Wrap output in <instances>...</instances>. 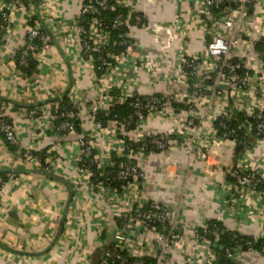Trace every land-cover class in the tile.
<instances>
[{
  "label": "crops",
  "instance_id": "1",
  "mask_svg": "<svg viewBox=\"0 0 264 264\" xmlns=\"http://www.w3.org/2000/svg\"><path fill=\"white\" fill-rule=\"evenodd\" d=\"M58 2L59 19H42L45 29L51 35V48L45 52L43 62L33 77L17 80L20 70L13 58L25 42L27 25L19 12L9 16V23L0 42V97L5 103L1 106L14 127L21 152L31 156L26 159L14 154L7 148L0 134V171H19L15 174L16 181H8L0 199V242L7 248L0 247V264H93L95 258L111 245L113 238L109 243L106 237L109 234L113 236L116 220L112 218L111 204L104 196L86 189L85 184L79 185L82 173L77 170L74 162L80 158V140L88 131L85 111L101 95L105 101L110 98L112 102V90H117L120 95L125 94L119 90H123L127 79L135 85L128 90L130 98L165 95L168 87L170 91L181 95L188 92L189 86L188 78H181L177 74L181 58L197 59L204 69L209 66L205 45L213 33L208 26L202 27L197 22L198 12L192 0H152L146 4L133 1L129 6L131 13L143 16L146 24L154 30V34L147 33L131 23L129 35L133 43V57L149 60L159 65L160 70L154 73V80L151 81H148V74L143 70L138 73L129 71L127 77L112 78L110 92H95V81L91 73L74 48L67 46L69 40L58 24L79 18L81 0ZM7 6H10V0H0V7ZM33 13L35 15L34 9ZM248 15L253 21L261 20V13H257L255 7L248 9ZM176 20L182 24L176 25ZM65 28L63 25L62 29ZM258 38V35L252 37L256 42L260 40ZM73 63L77 65L76 68ZM252 75L255 79H264V72L259 69L256 73L252 72ZM70 79L72 83H79L80 87L78 118L82 132L76 136L56 134L52 130V123L46 119L49 111L58 109ZM254 96L245 99V111H251L255 102L263 104L264 100ZM235 100L228 93L216 96L213 101L214 113L225 108L234 113L231 104ZM237 103H240L238 99ZM36 104L39 105L28 108ZM107 108L109 106L100 111H106ZM31 109H37L44 117L40 116L31 123L26 117ZM249 111L245 112V116H248ZM238 114L243 113L237 111ZM181 119L179 116L152 117L149 120L134 121L130 129L124 127L123 130L116 128V124L123 125L122 122L111 120L104 125L113 131L114 136L110 132L103 134L100 146L103 156L108 155L111 159H118V153L128 155L127 149L131 148L134 153L133 162L145 174V180L139 186V198L143 205H161L173 217L175 208L179 207L181 217L176 233L177 239L185 243L175 245L169 252L170 264H219L223 247L216 236L213 239L205 236L212 223H220L230 233L264 239V200L251 198L246 205L245 192L235 188L228 201L224 196V188L230 186L226 181V172L230 169L257 170L264 182V141L249 137L245 131L249 138L248 145L245 151L236 154L234 145H226L224 141H214L207 136L202 147L199 144L197 152L191 154L187 146L188 131H184ZM47 121L51 127L47 126ZM160 135L169 141L167 150L160 151L147 146L150 137ZM132 144L138 147L133 148ZM111 148L114 150L111 151ZM47 149L52 154L42 163L34 153ZM47 158L57 161L51 170L45 164ZM30 170L38 172L27 173ZM43 172L56 179L44 177L41 174ZM70 192L72 199L60 231L61 217ZM90 199L96 202L94 206H89ZM72 219L73 225L70 226L69 221ZM98 228L103 231L100 239L95 237ZM70 230L76 233V242L68 238ZM146 236L149 247L154 250L150 235ZM87 251L92 252L90 257ZM239 251L237 260H229L230 264H264V254L243 248Z\"/></svg>",
  "mask_w": 264,
  "mask_h": 264
},
{
  "label": "built area",
  "instance_id": "2",
  "mask_svg": "<svg viewBox=\"0 0 264 264\" xmlns=\"http://www.w3.org/2000/svg\"><path fill=\"white\" fill-rule=\"evenodd\" d=\"M133 1L146 4L152 0H81L79 18L77 20L58 22L61 32L63 30L67 41L69 40L67 46L74 48L76 54L82 58L84 66L91 73L95 81V92L102 91V94L110 92L112 78L127 77L129 71L138 73L143 70L144 73L148 74V81H151L154 80V73L160 70L159 65H155L149 60L133 57V43L129 35V30L132 27L131 23L133 22L135 26L140 27L144 32H152L154 34V30L146 24L143 16L139 14L132 16L133 13L129 10V6ZM192 2L197 8V22L202 27L204 25L208 26L209 31L212 30L213 33L212 38L205 45V53L210 60L209 66L204 69L197 59L190 57L181 58L177 72L178 76L184 79L190 76L194 80L188 86V92L177 95L175 91H170L168 87L165 95L148 97L145 102L137 99L130 105L134 111L129 120L123 125L116 124V128L117 130H123L127 125H131L133 120L143 121L152 117L178 118L179 116L182 118L180 124L184 131H188V150L191 154H195L199 144L201 146L207 136L212 137L214 141H224L226 145H234V140L230 139L233 131L226 126V121L229 122L236 117L237 111L242 112L244 115L245 112L249 111H245V104H243L247 97L256 95L262 101L264 100V79H255L252 75V72L256 73L258 69L260 72H264L262 70L264 68V52L258 55L253 51L258 41L256 42L252 39L255 35L259 36L258 39H264V0H192ZM38 7L43 20L44 17L50 21L59 19L60 4L58 0H38ZM252 7L256 8L257 13H261V20H251L248 15V9ZM33 9L32 0H10V6L0 7V42L3 40L2 33L9 23V16H13L14 12H19V15L28 22L34 15ZM119 9H128L130 12L127 16L118 13L112 21V28L124 26L127 29L126 34L118 36L119 42L116 43L112 41L99 17L102 12H116ZM214 9L220 11L214 14ZM87 15L92 18L84 26L81 18ZM181 24L182 22L176 20V25ZM63 25L66 26L65 29H62ZM178 27L180 28L181 26ZM25 28L26 39L19 49L18 68L27 65V57L30 52H35L34 59L38 64H42L45 52L51 48L50 37L41 32L40 24L30 26L27 23ZM185 29L187 28L185 27ZM114 46L121 47L123 50L120 53H109L107 58L104 57L103 52L107 48ZM66 52L68 50L65 48ZM73 65L76 68L77 65L75 63ZM185 68H187V72H185ZM239 71H243L242 76L236 75ZM17 77L18 81L26 80L21 71ZM133 86L135 85L128 79L125 81L122 87L123 90H119L121 93L122 91L125 93L120 95L121 102L130 98L128 90L133 88ZM222 93H228L234 100L236 99V102L231 104V109L233 108L234 113H230L226 108V111L219 109L216 111L217 114L214 113L213 101L216 96ZM79 94V83L73 82L67 95L69 102L77 110L79 107ZM237 99L240 103H237ZM104 101L105 99L102 95L99 98H95V101L85 111L88 131L84 133L83 140H80V158L77 162L76 160L74 162L77 170L82 173L79 185L85 184L86 189L94 190L100 196H104L108 203L111 204V216L116 220L113 241L111 245L103 250L99 264H127L129 259L132 260V264H144L143 259L145 258L153 259V264H170L168 261L169 252L175 245L185 243V241H181L182 239H177L176 231L179 228V218L181 217L178 213L179 207L175 208L173 217L169 210L161 205L155 203L143 205L141 203L139 186L145 180V174L140 166L133 162L134 153L130 150L131 148L127 149V152L129 151L128 155L123 156L118 153L119 159L122 161L116 166L115 178L124 184L121 188L122 191L110 189L102 181H93L90 165H96L97 168L101 169L102 173L99 174L101 178L105 177L103 169L115 166L110 156H103L100 146V142L103 141V134L110 132L114 136L112 130L107 129V126L96 119L97 113L101 108L111 107L110 98ZM176 103H182L185 108L174 107ZM252 107L248 116L257 121L254 126V135L251 133V126L243 124L240 128L244 129L249 137L264 141V101L263 104L255 102ZM55 111H49L48 118H46L52 123L53 132L76 136V129L71 119L78 118V112L77 114L70 112L58 114ZM40 116L43 118V113L33 109L27 112L26 117L32 123L39 119ZM5 118H7V115L0 105V134L3 135L10 145L17 148V152L14 154L26 159L30 158L31 156L21 152L14 127ZM56 120H62V122L56 126ZM50 122L47 123L49 127H51ZM215 122H218V127L224 131L222 135H219V129L214 125ZM243 145V150L245 151L247 146ZM147 146L165 151L169 147V141L163 135L152 136L147 141ZM112 150L114 149L111 148ZM56 163L57 161L54 158L45 160L49 170ZM226 175L234 181L233 184H229V188H224L226 191L224 196H226L227 201L232 197L233 188L245 192V204L246 202L249 203L251 198H256L259 201L264 200V182L259 171H242L238 168H233L228 170ZM5 176V179L0 178V199L8 181H16L15 174H7ZM95 203L94 200H89V206H94ZM123 204H128V206H123ZM99 219L101 220V218ZM72 222L73 219L69 221L70 226L73 225ZM102 233L103 231L98 228L96 230V239H100L99 237ZM146 233L150 235L151 241L155 245L154 250L149 247ZM67 235L71 241L76 242V233L70 230ZM256 241V239L247 240L244 245L249 250H254L252 243ZM239 242L242 241L239 240ZM100 244L98 243L97 245ZM242 248L238 245L233 249H226L224 252L226 258L234 262V260H237L240 253L239 250ZM91 253L87 251L88 257L91 256ZM122 253L125 255L123 256ZM260 253L264 254V245L261 247ZM85 262H87V259ZM82 263L79 262V264Z\"/></svg>",
  "mask_w": 264,
  "mask_h": 264
},
{
  "label": "trees",
  "instance_id": "3",
  "mask_svg": "<svg viewBox=\"0 0 264 264\" xmlns=\"http://www.w3.org/2000/svg\"><path fill=\"white\" fill-rule=\"evenodd\" d=\"M220 10H213L214 14H217ZM129 10L128 9H119L116 12H102L101 16L99 17V19L102 20L104 26H105V30L109 33L111 39L113 42L118 43L119 42V38L118 36L120 34H126L127 33V29L124 26H119L118 28H112V21L116 18L118 13H121L123 16H127L129 14ZM135 14H132V16H134ZM140 15V14H139ZM90 18H92L90 15L84 16L83 18H81L83 20V25L86 26V23H88V21L90 20ZM28 25L30 26H35L36 24H39V19L36 15H33L31 17V19L28 20ZM42 33L46 34V32L44 30H42V28L40 29ZM123 50V48L118 47V46H114V47H109L107 48L104 52H103V56L107 58L109 53H120ZM254 51L258 54L261 55L264 52V39L261 38L255 45ZM35 56V52H30L28 57H27V65L25 67H19V70L23 73V75L30 79L31 77H33L36 73H37V69H38V62L34 59ZM20 59V50H17L15 52L13 61L18 64ZM235 62V59H234ZM185 72H187V68H185ZM237 76H242L243 75V71H239L236 73ZM188 78V82L189 85L193 83V79H191V77H187ZM190 90V89H189ZM110 97L113 99L112 103L113 105L109 108H107L106 111L101 110L97 113V117L96 119L101 121L103 124H107L109 123L111 120H115V121H119L125 124V122H127L129 120V117L132 115L134 109L130 106L132 103H134L137 99L140 101L145 102L148 97L145 98H128L126 99L124 102H121L120 100V93L117 90H112V92H110ZM5 103L0 99V105H4ZM174 107L176 108H185V105L182 104H174ZM32 110V109H31ZM56 110L55 112H57L58 114H62L64 112H70L72 114H77L78 110L75 109L73 107V105L69 102L68 98L66 96H64L61 99V102L58 104V109H54ZM232 116V115H231ZM233 117V116H232ZM6 120H8L10 122V120L8 118H5ZM64 120V119H62ZM62 120H56L55 121V125H59ZM71 122L74 124L75 129H76V133L79 134L80 132H82L81 130V124H80V119L79 118H73L71 119ZM134 122V120L131 122V124ZM257 121L249 116H245L244 114H238L236 117H234L231 121H226V126L233 131V135L230 136V139L234 140V147H235V153H241L243 150V147L245 144V146L248 145V136L246 134V132L244 131V129H241L240 126L245 124V126H251L252 128V135H254V126L256 125ZM218 122H215L214 125L216 128H218V133L219 135H222V133H224L223 130H221L220 127H218ZM127 128L130 129L131 125H127ZM253 138V137H252ZM4 142L7 146L8 149H10V151L16 153L17 152V148L10 145L5 138ZM148 141V140H147ZM146 142V140H145ZM133 148H137L138 145H131ZM35 155H37L41 160V162L43 163L44 159L48 156H50L52 154V152L50 153V151L44 150L41 153H34ZM122 160H120L119 158L116 159H112V162L115 164V166H113L112 168H105L103 169V174L105 175L104 178L99 177V174L102 173L101 169L97 168L96 165H90V170L93 173V181H102L105 183V185L110 188V189H115L117 191H121V188L123 187V183L118 181L115 178L116 172H117V164L119 162H121ZM5 175H0L1 179H5ZM106 178V180H105ZM226 181L229 182V184H233V180L226 176ZM263 207H264V203H263ZM220 233V235H217V233ZM205 236L208 239H213L216 238L219 239V244L222 245L223 250L220 252V258H221V262L219 264H230V261L226 258L224 251L228 248H234L238 245H240L241 247H243V249H248L247 247H245L244 242L247 240H252V238L250 237H246V236H242L236 232H228L225 230V228L220 225V223H212L208 230L205 233ZM239 240H241L242 242H239ZM256 242H253V246L252 248L255 251H258L260 253V249L261 247L264 245V239H256ZM122 255L124 256L125 254L122 253ZM101 260V255L97 256L95 258V262H93V264H99ZM143 263L144 264H153V259L150 258H145L143 259ZM127 264H132V260H128Z\"/></svg>",
  "mask_w": 264,
  "mask_h": 264
},
{
  "label": "water",
  "instance_id": "4",
  "mask_svg": "<svg viewBox=\"0 0 264 264\" xmlns=\"http://www.w3.org/2000/svg\"><path fill=\"white\" fill-rule=\"evenodd\" d=\"M33 1V8H34V11H35V15L38 17V19H39V24H40V26H41V28H42V30H44L45 32H46V34L49 36V37H51V35L47 32V29H45V27H44V23H43V20H42V18H41V16H40V13H39V7H38V0H32ZM72 79V78H71ZM70 79V82H69V84H68V88H67V90H66V93L62 96V98L64 97V96H67V93L69 92V90H70V88H71V85H72V80ZM0 99H1V97H0ZM61 99V98H60ZM57 100H55V102H56ZM39 104H36L35 106H28V108H33V107H37ZM26 107V106H25ZM38 171H35V170H30V171H27V173H29V174H36ZM18 174L19 173V171L18 170H15V169H8V170H5V171H0V174ZM41 174H43V176L44 177H46V178H49V179H56V178H54V176L53 175H51V174H49V173H45V172H43V173H41ZM71 199H72V192H70V194H69V200L67 201V203H66V208L64 209V211H63V214H62V217H61V224H60V227H59V230L60 231H62V229H63V225H64V222H65V219H66V215H67V211H68V207H69V205H70V202H71ZM112 238H113V236H112V234H109V235H107V237H106V239H107V241L110 243L111 241H112ZM0 247H2V248H5V249H7L6 248V246L5 245H3L1 242H0ZM102 255H103V251H102V253H101ZM102 255H101V258H102Z\"/></svg>",
  "mask_w": 264,
  "mask_h": 264
}]
</instances>
